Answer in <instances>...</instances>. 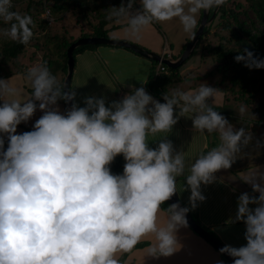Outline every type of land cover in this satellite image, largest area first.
Listing matches in <instances>:
<instances>
[{
  "label": "clouds",
  "instance_id": "9594fccd",
  "mask_svg": "<svg viewBox=\"0 0 264 264\" xmlns=\"http://www.w3.org/2000/svg\"><path fill=\"white\" fill-rule=\"evenodd\" d=\"M225 2L139 0L141 10L133 13L135 0H128L108 18H126L132 37L154 22L174 18L191 33L201 10ZM10 8L11 0H0V18L10 23L0 34L26 45L33 37L32 19ZM245 51L235 57L237 62L264 68V60ZM27 79L33 91L23 101L11 98L20 93L9 80L0 79V133L8 138L4 150L0 136V264H120L119 256L145 238L152 239L150 255L170 256L181 247L176 232L186 225L189 208L170 205L163 224L159 214L177 191L185 157L174 153L167 139L149 148V134L169 133L180 117L190 118L196 132L219 134L220 144L188 166L185 180L192 208L206 199L201 184L213 183L215 173L231 168L251 142L245 128L234 129L209 104L218 90L205 83L195 90L165 93L163 103L143 87L110 107L103 98L87 97L85 107L73 103L61 114L57 101H73L76 93L64 91L65 85L46 66L29 68ZM37 101L43 115L32 131L16 134L17 126L37 110ZM238 111L243 115L245 109ZM121 154L126 161L123 174L114 175L109 165ZM239 178L259 193L238 197L235 220L244 222L247 244L225 245L220 251L234 257L233 264H264V172L255 168Z\"/></svg>",
  "mask_w": 264,
  "mask_h": 264
},
{
  "label": "crops",
  "instance_id": "0c3cea01",
  "mask_svg": "<svg viewBox=\"0 0 264 264\" xmlns=\"http://www.w3.org/2000/svg\"><path fill=\"white\" fill-rule=\"evenodd\" d=\"M137 10L139 9L133 8L131 11L135 13ZM111 25L116 26L109 28ZM106 27L109 28L106 33L108 38L126 40L156 54H160L163 45L166 44L172 60L178 57L186 39L192 33L183 31L178 18L162 23L154 22L144 28L138 37H132L128 34L126 31L127 20L123 17L113 19L111 23L106 24ZM77 35L78 33L73 37ZM202 40L196 47L195 53L179 66L178 78L168 84L167 94L170 95L172 90H195L202 84L194 79L197 73H191L198 71V66L203 58L202 56H204L201 50ZM150 64V60L120 46L97 45L76 53L73 58V68L68 88L69 91L76 93L72 104L85 107V98L94 97L103 98L105 106L110 107L113 102L121 101L126 94L139 87H143L150 94L145 87ZM213 66L214 64L210 70H206L204 73L210 72ZM23 75V73H17L0 79L9 80L12 87L18 88L16 82L23 83V79H27V75ZM184 82L186 83L184 84ZM204 83L218 90L214 99L209 101L214 110L223 115L233 125L234 129L243 127L246 132L252 134L253 124L251 122L248 121L246 124L240 125L233 120L236 114L239 113L224 110V107L226 109L228 107H238L236 105L242 101L235 97L233 98L236 99L235 105H230L231 100L225 95L226 92L222 90V85L215 82ZM151 96L157 100L156 97ZM178 111L176 109V112ZM210 136L211 139H209V134L206 132L203 134L196 132L190 118L180 117L169 133L149 134L147 139L149 148H156L162 140L167 139L172 142L174 153L183 152L186 169L183 176L177 177L176 196L178 200L184 208H189V213H195L199 222L210 230L224 246L231 245L238 248L247 244L245 239L246 226L243 221L235 220L238 210V197L244 192H247L250 196L259 195L258 192H253L250 184L244 183L239 177L255 168H259L260 171L264 172V157L262 158L260 155L262 150L255 152L252 149L257 147L254 139L252 140L253 135L250 144L244 148L247 149V152L241 156L240 160L236 159L231 168L221 169L215 173L216 180L213 183L201 184V192L206 199L202 202L197 201V206L192 208L189 202L190 189L187 188L185 176L189 174L188 166L194 162V159L204 149L208 151L220 144L218 133H210ZM2 137L6 138L4 133H2ZM257 143L259 146L258 140ZM256 206L255 204L249 205L250 208ZM166 216L167 212L162 210L159 214L161 224L166 221ZM176 238L181 247L170 256L150 255L152 239L145 238L140 242L146 244L133 248L121 264H223L224 259H222V256L186 225L179 227Z\"/></svg>",
  "mask_w": 264,
  "mask_h": 264
},
{
  "label": "trees",
  "instance_id": "16d2710c",
  "mask_svg": "<svg viewBox=\"0 0 264 264\" xmlns=\"http://www.w3.org/2000/svg\"><path fill=\"white\" fill-rule=\"evenodd\" d=\"M245 1L246 3L243 6L242 5L238 6L236 4L233 5V7H231L230 5L227 4L228 0H226V2L223 5L219 6L216 10L214 17H218V23H217L218 29L226 31L227 35L222 36L221 34H218V38H217L218 40L214 45L201 44V50L202 51L206 50L207 53L213 56L214 58L215 64L213 66L212 71L218 74L220 78V81L217 82V84L222 85L221 87L223 91L225 92L229 91L231 93L232 91H234L233 87L236 86L238 89L237 90L238 95L239 96L243 95V97L244 94L247 93V91H249L248 89L253 88L255 86V83L257 81H259V88L264 90V68H255V67L250 68L245 66V62L243 60L237 62L235 59L237 55H246L245 50H247V52H251L256 59L264 60V0H245ZM67 2L70 3V5L73 8H76V10L80 11V8L83 7L85 0H28L26 6V13L24 16H30L32 19L34 15V13H32L31 10H29L28 7L29 4L31 6H34L35 9H39L40 12L43 10L44 7H48L52 14V11L54 10L66 8V6H68L66 4ZM127 3L128 0L122 1V4L124 5H126ZM12 5L13 2L11 0V8L9 9L10 11H12L13 9ZM134 7H136L135 3L133 5V8ZM214 8L215 7L209 9L208 14H211ZM100 15L101 14L98 15L99 17L97 18L95 24L91 26L90 30L78 32V35L76 37L72 36L71 38H65V36H59L58 38L56 36H52L53 38L51 37L49 38V41H52L54 43L53 46L58 55V58L53 61V62L56 61V65L54 64L52 69H50L51 61L49 62L45 61L43 66H46L53 75L55 69L58 67L57 70H59L61 74V77L59 78L60 84L65 74V68H66L65 49L69 45V43H71L78 37H84V36L107 37L106 35L107 30L111 27L116 26V25H111L109 28L106 27V24L111 23V21L116 17L109 19L108 17L100 16ZM2 20L3 19L0 18L1 27L5 29L10 28V23H5ZM38 26H39L38 28L39 34H45V31L47 30L48 26L45 20L40 16H39ZM210 26L211 24L203 28L204 33L201 37H199L189 57L195 53L199 40L204 35L208 34ZM29 27L31 28V25ZM33 38L34 36L32 37V39ZM188 38L186 39V41L188 40ZM26 45L18 43L17 41H13L9 38L6 42L3 43V45L0 48V57L7 60L15 59L22 52V50L25 48ZM96 46L97 45L77 46L73 49L72 56L74 58V55L76 53L84 49H89ZM150 63L151 64H150L149 72L145 81V87L151 95L157 98V101L162 103L161 96L167 93L166 87H168V84L171 83L174 79L178 78L179 66L175 68H169L164 64V71H158L155 73L154 68L157 62L150 61ZM14 73L26 74L27 72L25 70L22 71V69H17L9 74H14ZM9 74L1 75L0 78L5 77L6 75ZM225 80H227V82L229 83L228 87L223 85V82H225ZM251 94H253V91H249L247 95L249 96ZM245 97L247 98V96ZM237 98L241 100L239 97ZM59 101H61L64 104L63 99H60ZM254 109L255 110L264 109V101L257 102V104L254 106ZM63 114H66L65 107ZM21 127H22V131L19 134H22L27 131H31L26 127L23 126ZM7 142H8V138L6 137L4 138V150ZM202 152H206V150L204 149ZM125 163L126 161L124 157L122 155H117L109 165L111 173L114 175H122ZM168 207L169 204L167 201H165L161 205V209L165 212H167ZM189 214L197 224L201 225L209 234L213 235V233L210 232V230L205 228L199 222L195 213H189ZM145 244H146L145 242H139L135 245L134 248L144 246ZM127 254L128 253H125L119 256L120 264L122 263L123 259L126 257ZM223 264H227V262L224 261Z\"/></svg>",
  "mask_w": 264,
  "mask_h": 264
},
{
  "label": "rangeland",
  "instance_id": "374dc122",
  "mask_svg": "<svg viewBox=\"0 0 264 264\" xmlns=\"http://www.w3.org/2000/svg\"><path fill=\"white\" fill-rule=\"evenodd\" d=\"M123 0H85V3L83 4V7L80 8V11L76 10V8H73L70 3H66L68 6L64 9H58L52 11V16L54 18V21L51 25L48 26L47 30L45 31V34H39L38 32V24H39V16H40V10L35 9L34 6H31L30 4L28 5L29 10H31L32 13H34L32 17V25L31 29L33 30V36L34 38L25 46V48L22 50V52L15 58V59H3L0 57V76L4 74H9L12 73L13 71L17 69H22V71H28L29 68L37 65H42L44 64L45 61H51L50 69L56 65V61L53 62L58 58V55L55 51V48L53 46V42L49 41V38H53L52 36H56L59 38V36H65V38H71L72 36L76 35V33L81 32V31H86L90 30L91 26L95 24L97 18L99 17L98 15L101 14L100 16H105L109 17V14L115 10L118 9V7L121 6ZM13 2V9L12 12L19 13L21 16H24L26 13V6L28 3V0H12ZM246 3L245 0H228L227 4L233 7V5H238V6H243ZM136 7L139 10H141V5L139 3V0H135ZM37 11V12H36ZM3 21V20H2ZM4 22V21H3ZM218 23V17H214L211 21V26L208 31V34L204 35L203 37L199 40H202V45L206 44H216L218 34H221L222 36H226L227 32L224 30H220L217 27ZM5 28L1 27L0 25V33H2V30ZM9 38L0 34V48L3 45L4 42H6ZM198 43V45H199ZM204 56H202V60L200 62V65L198 66V71L191 72L192 74H196L197 76L194 78L196 82L199 84L201 83H217L220 81L219 75L214 74V72L211 70L210 72L204 73L206 70H210L213 64H215L213 56L207 53V51L203 50ZM190 60V59H189ZM187 61V60H186ZM185 62V61H184ZM58 67L55 69L54 75L56 76L57 80L59 81V78L61 77L60 71L57 70ZM17 73H14L15 75ZM12 74L6 75V77L13 76ZM24 75H27L24 74ZM23 75V76H24ZM2 78V77H1ZM198 80V81H197ZM206 80V81H205ZM23 83H20L19 81L17 83V91L20 93L19 96L16 97H11L14 99H19V100H27L33 91L30 82L28 79L24 80ZM204 81V82H203ZM27 82V83H26ZM25 83V84H24ZM186 82H184L185 84ZM28 84V85H26ZM197 84V85H199ZM223 85L228 87L229 83L227 80L223 82ZM167 91L169 90L168 87H166ZM234 91L226 92V96L229 100H231L230 105H235L236 99L239 97L243 102H240V104L236 105L238 107H224L225 111L229 112H235L239 113V109L243 107L245 109L243 115L236 114L235 118L233 120L240 124H246V122H251L253 124V131L251 134V138L254 135V142L257 147H253L252 149L255 152L261 151V157H264V109H254V106L257 104L259 101H264V90L259 88V81L255 83V86L253 88L248 89L249 91H253V94L247 95V93L242 96L238 95V89L237 87H233ZM236 90V92H235ZM171 91V90H170ZM173 92V90H172ZM29 96V97H28ZM247 96V98L245 97ZM5 99H9V97H5ZM3 101H0V104H2ZM37 103V110L33 114V116L27 121V122H21L17 128H16V134L20 133V130L22 129L21 126L26 127L30 129L31 131L33 130V125L36 120H38L42 115L43 112L39 109V101ZM57 106L58 110L61 114H63L64 110V104L61 101H57ZM67 111V110H66ZM209 134V139H211L210 133ZM0 136H2V133H0ZM7 137V134H5ZM5 138V137H4ZM216 142V138L214 139ZM258 142L260 145L258 146ZM8 147V142L6 144L5 150ZM211 147V146H210ZM247 152V149H244L241 153H238L237 155L240 156L237 158V160H240ZM261 158V159H262Z\"/></svg>",
  "mask_w": 264,
  "mask_h": 264
},
{
  "label": "water",
  "instance_id": "95a60500",
  "mask_svg": "<svg viewBox=\"0 0 264 264\" xmlns=\"http://www.w3.org/2000/svg\"><path fill=\"white\" fill-rule=\"evenodd\" d=\"M218 7H215L211 14H208V10L204 11L201 10L199 20L196 24V27L192 34L189 36L188 40L185 42L180 54L178 57L174 60H169L167 58H162L160 57L159 54H156L154 52L148 51L147 49L126 41V40H118V39H111L108 37H102V36H84V37H78L65 49V55H66V62H65V74L63 76L61 85H65L64 91H69V82H70V77L72 73V68H73V56H72V51L75 47L81 46V45H113V46H120L126 49H129L138 55L150 60V61H155V62H161L165 64L169 68H175L178 67L184 62L189 55L191 54L196 42L198 41L199 37H201L204 33L203 28L207 27L215 13ZM72 101L65 102L64 101V106L66 110H70L72 107ZM122 155V154H121ZM123 156V155H122ZM169 206L172 204H178L181 208H184L180 201L178 200L176 193L167 201ZM186 226L192 230L197 236H199L202 240L207 242L214 250H216L224 259L227 264H233L234 257H231L227 253H222L220 250L224 246L216 237L213 235L209 234L201 225L197 224L190 216V214L187 212L186 213Z\"/></svg>",
  "mask_w": 264,
  "mask_h": 264
},
{
  "label": "built area",
  "instance_id": "2783aa9c",
  "mask_svg": "<svg viewBox=\"0 0 264 264\" xmlns=\"http://www.w3.org/2000/svg\"><path fill=\"white\" fill-rule=\"evenodd\" d=\"M40 17H42L45 20L47 26L51 25L54 21V18H53L48 7L43 8V10L40 13ZM159 55L162 58H167L169 60H172L171 56H170V52H169L166 44L163 45L162 50H161ZM154 71H155V73L158 71H164V64L161 62H157V64L155 65ZM161 99H162V103L165 102L164 101V95L161 96Z\"/></svg>",
  "mask_w": 264,
  "mask_h": 264
}]
</instances>
